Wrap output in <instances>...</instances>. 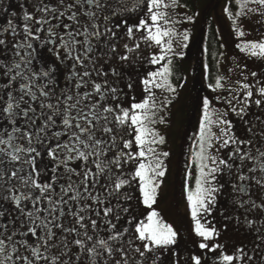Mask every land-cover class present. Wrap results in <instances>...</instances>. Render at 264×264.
Instances as JSON below:
<instances>
[{"label":"snow or ice","instance_id":"6c2138e0","mask_svg":"<svg viewBox=\"0 0 264 264\" xmlns=\"http://www.w3.org/2000/svg\"><path fill=\"white\" fill-rule=\"evenodd\" d=\"M234 2L235 47L261 70L233 57L225 74L217 60L214 95L196 97L182 177L193 251L157 210L171 155L159 126L187 83L179 26L199 13L181 0H0V264H264V32L244 28H264V0ZM214 212L245 242L229 252Z\"/></svg>","mask_w":264,"mask_h":264},{"label":"rangeland","instance_id":"374dc122","mask_svg":"<svg viewBox=\"0 0 264 264\" xmlns=\"http://www.w3.org/2000/svg\"><path fill=\"white\" fill-rule=\"evenodd\" d=\"M232 3L233 6L230 5L229 0H195L193 8L188 7L189 15L193 14L194 12L199 13V15L195 17V22L192 24H183L179 26L181 30L185 28L188 29L190 34L189 48L186 49L187 55L185 57V60L180 62L184 64V67L186 68V71L183 72V75L187 76V83L185 85V88L181 90L179 104L177 105L179 111H177L175 117L173 118L171 126L168 128H165V126L163 125L159 126L168 141L167 144L163 146V150H168L171 153L168 160L169 171L165 178V183L162 188L161 196L158 199L163 200L165 206H163V211L166 212L168 211V208L166 206L171 200L172 194L174 193L173 175L175 171V165L177 164V160L179 157V150L176 149V146L179 143V135L183 120V111H180V109L185 106L186 100L188 101L192 95V78L194 77L193 69L196 65V61L198 60V58L200 64L198 65L197 76L201 83L199 90L205 96H209L210 98L214 95L206 87V82L204 81L201 72L202 64L205 63L204 46L199 45L197 47H192V43L195 37L198 36L199 39H202L204 42L209 27L208 24L212 22L217 31L218 38L221 41V45H224L223 47H221V53H223V57L221 58L219 56L218 58V60L220 61L221 72L227 74L228 68L234 66L235 61L233 60V57L238 58L242 64H248L251 70H261L259 68L260 61L254 62L253 59L245 57L244 54L240 53L239 50L235 47V44L240 42V39L237 38L235 33L233 32L231 21L228 19L227 14L224 12V8L226 5L229 6L233 12L238 10V7L235 5L234 0H232ZM177 11L183 13L185 10L177 9ZM256 19L257 17L252 18L253 21H255ZM244 28L246 31H251V35L248 36L247 39H257L259 37L260 32H264V28H262L260 25L247 20L244 21ZM256 29H259V31H256ZM195 114L196 115L194 117V134H196L198 131V121L200 118V112L197 107ZM193 171L195 178V169H193ZM194 186L192 188H194ZM183 212L186 213V200H184L183 202Z\"/></svg>","mask_w":264,"mask_h":264},{"label":"flooded vegetation","instance_id":"af4514ba","mask_svg":"<svg viewBox=\"0 0 264 264\" xmlns=\"http://www.w3.org/2000/svg\"><path fill=\"white\" fill-rule=\"evenodd\" d=\"M13 3V9L15 6V0H12ZM10 9V10H13ZM198 36L195 37L192 43V47L201 46V43H199ZM234 56V53H233ZM200 81L199 79L195 83V95L194 99H192L190 102L189 100H186L185 106H183L180 111H183V120H182V126L181 131L179 135V143L176 146V149L179 150V157L177 160V164L175 165V171L173 175V191L171 200L167 204L168 211H163L164 203L163 200H158V211L161 214V217L166 221L167 223L173 224L174 227L178 228L181 233V237L183 238V243L181 245V248H189L195 251V247L192 244V239H194V234L192 238L189 236V227H190V217L183 212V202L186 200L184 194L182 193V177L184 176V168L185 163L188 157V152L190 147L194 150L195 140L193 137L194 134V117H195V111H196V97L197 96H205L201 91L200 88ZM139 91V89H138ZM197 91V92H196ZM200 94V95H199ZM190 117V121H189ZM194 167L191 169L192 177L189 181L190 186L193 187L195 185V178H194ZM174 195V197H173ZM164 206V207H163ZM214 216L217 217L215 224L216 227L221 231V236L219 238L220 243H224L228 246L227 250L230 252L232 251L233 245H239L243 242H245V237L242 236L239 232L234 231L233 225L228 221H221L217 213H213ZM227 224V229L225 230L224 225ZM185 255L187 253H184Z\"/></svg>","mask_w":264,"mask_h":264},{"label":"trees","instance_id":"16d2710c","mask_svg":"<svg viewBox=\"0 0 264 264\" xmlns=\"http://www.w3.org/2000/svg\"><path fill=\"white\" fill-rule=\"evenodd\" d=\"M181 2H186L188 3V7L189 8H193V0H181ZM195 2V0H194ZM231 6H233V3H230ZM208 27V31L205 37V41L203 42V40L199 39V43H201V46H204V62L207 63L210 66L211 69V75L209 80L206 83H210L213 82L214 77L218 74L217 73V68H216V64H217V60L220 56L221 53V41L218 38V34L217 31L213 25L212 22H210ZM199 38V37H198ZM202 55V54H201ZM199 60V58H198ZM196 61V65L194 66L193 69V74L194 77L192 78V95L189 98V102L194 99V95H195V83L198 80V65L200 64L199 61ZM177 75H183V73L177 72ZM189 121H190V117H189Z\"/></svg>","mask_w":264,"mask_h":264}]
</instances>
